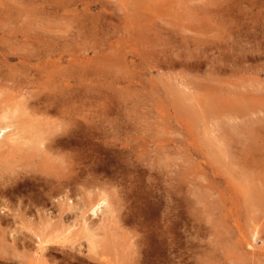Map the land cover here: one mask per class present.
Masks as SVG:
<instances>
[{"label": "rangeland", "instance_id": "rangeland-1", "mask_svg": "<svg viewBox=\"0 0 264 264\" xmlns=\"http://www.w3.org/2000/svg\"><path fill=\"white\" fill-rule=\"evenodd\" d=\"M4 126L0 264H264V0H0Z\"/></svg>", "mask_w": 264, "mask_h": 264}, {"label": "bare ground", "instance_id": "bare-ground-1", "mask_svg": "<svg viewBox=\"0 0 264 264\" xmlns=\"http://www.w3.org/2000/svg\"><path fill=\"white\" fill-rule=\"evenodd\" d=\"M130 34V33H129ZM47 78V77H46ZM42 79V78H41ZM13 81V80H12ZM41 82V81H40ZM44 82V81H43ZM29 84V83H28ZM52 100V99H51ZM69 100V99H68ZM52 104V102L49 104V105H51ZM50 107V106H49ZM43 108V107H42ZM53 108V107H52ZM51 110V109H50ZM48 111V110H47ZM64 114V113H63ZM3 115V114H2ZM64 118V117H63ZM65 120V119H64ZM237 121V120H236ZM252 124V123H251ZM242 127V126H241ZM5 130H7V126L5 127L4 126V128H0V136L1 137H4V135H5ZM61 132V131H60ZM65 133H66V130L64 129L63 130V136L65 135ZM67 134V133H66ZM7 136V135H6ZM66 137H48L46 140H48V145H46L49 149H53V148H55V146H57L58 145V143L60 144V142H62L63 141V139H65ZM7 141V140H6ZM3 142V141H2ZM5 142V141H4ZM7 142H9V141H7ZM14 142V141H13ZM225 143V142H224ZM8 144V143H7ZM41 144H43V143H41ZM10 145V144H9ZM0 146H2V145H0ZM5 147V146H4ZM224 147V146H223ZM0 148H2V147H0ZM47 148V149H48ZM222 148V147H221ZM223 149V148H222ZM1 150V149H0ZM9 153V152H8ZM61 158V157H60ZM63 167V166H62ZM66 168V167H65ZM68 168V167H67ZM3 169V168H2ZM65 170L66 169H64L63 168V170L61 171V173H60V175H58V179H57V184H58V186H59V188H61L62 190L64 189V188H66L67 187V185H68V178H67V176H66V174H65ZM4 171V170H3ZM2 172V171H1ZM2 174V173H1ZM0 174V175H1ZM2 178V177H1ZM0 178V179H1ZM49 178V177H48ZM27 179V176H26V174H23V175H16V176H14V177H10L9 178V182L10 183H6V184H1L0 183V188H2L1 186H3V188H6L7 186H11V185H14V184H18L19 182H22V181H25ZM46 182L47 183H52L53 182V180L51 179V178H49V179H46ZM9 189V188H8ZM3 190V189H2ZM8 191V190H7ZM262 193V192H261ZM262 198H261V194L259 193V192H255L254 194H252V195H250V199L249 200H252L251 202L252 203H261V200ZM103 203H105L104 201L103 202H99V203H97V204H95L92 208H91V212H94V213H96L97 211H98V209L101 207V205L103 204ZM106 205H107V203H106ZM65 206V205H64ZM108 206V205H107ZM67 210V209H66ZM69 211V210H68ZM67 211V212H68ZM258 211V210H257ZM263 211V210H262ZM62 215L63 214H65V210H62ZM60 213V214H61ZM68 214V213H67ZM262 214V213H261ZM254 215H256V214H254ZM65 216V215H64ZM53 223V222H52ZM65 223V222H64ZM61 224V223H60ZM257 225V224H256ZM90 226V225H89ZM261 226H263V225H261ZM64 227V226H63ZM92 227V226H91ZM91 227H89V228H91ZM62 228V227H61ZM60 228V229H61ZM70 228V227H69ZM263 228V227H262ZM67 229V228H66ZM65 229V230H66ZM256 230H257V228H256ZM35 232V231H34ZM40 234V233H39ZM93 235V234H92ZM40 251V250H39ZM240 260V259H239Z\"/></svg>", "mask_w": 264, "mask_h": 264}, {"label": "clouds", "instance_id": "clouds-1", "mask_svg": "<svg viewBox=\"0 0 264 264\" xmlns=\"http://www.w3.org/2000/svg\"><path fill=\"white\" fill-rule=\"evenodd\" d=\"M7 258H9L8 251L5 248L0 247V260ZM11 259H13L16 264H44L43 259H37L36 256L29 258L24 253L16 251L15 249H13Z\"/></svg>", "mask_w": 264, "mask_h": 264}]
</instances>
